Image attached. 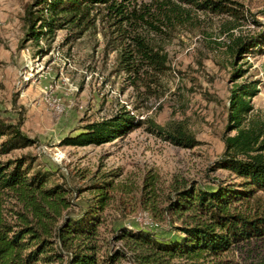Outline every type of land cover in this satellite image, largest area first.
Wrapping results in <instances>:
<instances>
[{
	"label": "rangeland",
	"instance_id": "374dc122",
	"mask_svg": "<svg viewBox=\"0 0 264 264\" xmlns=\"http://www.w3.org/2000/svg\"><path fill=\"white\" fill-rule=\"evenodd\" d=\"M32 1L0 0V119L15 123L23 118L21 130L34 140L0 154V163L24 158L33 171L47 174V187L61 184L66 189L56 225L87 209L95 211L99 221L93 244L99 258L119 251L115 264H142L148 255L156 261H184L152 255L154 249L122 234L144 230L166 238L181 235V226L213 224L196 207L176 208L179 193L238 187L240 178L215 162L224 150L223 135L235 133L226 129L233 86L257 82L259 91L250 103L253 113L264 118V44L235 60L227 45L230 34L264 31V0H231L244 15L239 23L185 4L181 9L190 17H174L161 0L132 2L126 19L97 6L83 31L85 25L69 23L26 39L22 16ZM132 37L165 55L167 69L147 74ZM125 51L135 62L128 65L143 67L139 75L124 69ZM237 68L242 72L233 78ZM125 110L142 120L127 134L102 144L62 143L86 124ZM151 121L162 129L183 122L198 143L174 145L151 130ZM20 194L0 189V212L7 223L16 222L17 212L24 210ZM231 208L264 216V192L234 201ZM64 251L62 261L50 264H67L69 250ZM204 262L264 264V235L232 244Z\"/></svg>",
	"mask_w": 264,
	"mask_h": 264
},
{
	"label": "trees",
	"instance_id": "16d2710c",
	"mask_svg": "<svg viewBox=\"0 0 264 264\" xmlns=\"http://www.w3.org/2000/svg\"><path fill=\"white\" fill-rule=\"evenodd\" d=\"M137 0H33L24 9L22 21L26 27V39L53 33L69 23L87 29L91 10L102 6L118 15L128 18L127 5ZM169 4L167 11L174 17L184 12L181 7L190 5L201 12H211L224 16L227 23H239L244 15L239 4L231 0H161ZM235 4V5H233ZM140 19H143L140 16ZM81 33V31H78ZM139 58L146 63V73L151 70L163 72L167 69L165 55L155 51L143 38L132 37ZM264 44V31L252 35L234 36L230 34L227 45L234 60L245 56ZM122 54L124 69L130 76L139 75L143 67L129 62L131 52ZM242 70L234 69L232 77ZM242 75V73H241ZM147 85V84H145ZM256 81L236 84L230 90L228 103L227 130L235 133L224 134V150L215 162L218 168L226 169L240 178L238 187L218 186L213 190L185 189L179 193L174 206L178 209L196 207L207 215L213 224L181 226V235L156 237L144 231L126 230L122 237L129 235L141 245L154 249L153 254H164L184 261H156L144 256L142 264H205L207 256L218 257L236 244L253 237L264 235V216H249L231 208L234 201L249 199L257 191L264 192V118L253 113L250 99L258 93ZM23 118L13 122L0 119V154L25 148L34 140L21 130ZM142 120L125 110L101 121L84 126V131L62 140L67 145H89L110 142L141 125ZM151 130L174 145L189 148L197 145L193 133L183 122L168 124L162 129L152 121ZM47 174L33 171L31 162L16 158L0 163V189L19 191L24 204L17 212V221L7 223L0 212V264H50L62 261L65 248L69 250L67 264H115L122 254L119 251L99 258L98 246L93 244L97 234V217L92 209H87L76 218L65 217L61 225H56L59 207L65 201L66 189L61 184L47 187ZM215 228H218L215 230ZM217 264V263H212Z\"/></svg>",
	"mask_w": 264,
	"mask_h": 264
}]
</instances>
